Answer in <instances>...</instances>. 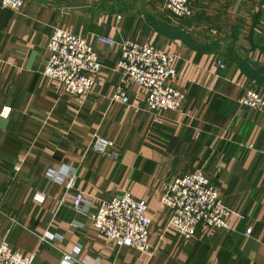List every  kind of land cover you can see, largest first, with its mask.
<instances>
[{
	"label": "crops",
	"instance_id": "1",
	"mask_svg": "<svg viewBox=\"0 0 264 264\" xmlns=\"http://www.w3.org/2000/svg\"><path fill=\"white\" fill-rule=\"evenodd\" d=\"M1 2L0 243L35 252L33 264H67L65 252H75L76 264H264V110L240 102L249 88L264 92L260 0H193L186 19L172 16L165 0H26L19 9ZM57 27L88 38L101 57L86 96L61 94L43 74ZM97 34L175 54L182 108L148 110L144 92L118 66L120 51ZM118 87L129 104L112 99ZM97 137L115 147L95 150ZM62 165L75 172L73 187L67 175L48 177ZM199 169L232 210L231 229L201 223L186 240L169 224L161 188ZM126 190L148 201L146 251L110 242L74 208L79 191L96 208Z\"/></svg>",
	"mask_w": 264,
	"mask_h": 264
},
{
	"label": "built area",
	"instance_id": "2",
	"mask_svg": "<svg viewBox=\"0 0 264 264\" xmlns=\"http://www.w3.org/2000/svg\"><path fill=\"white\" fill-rule=\"evenodd\" d=\"M25 1L2 0L1 4L19 9L24 6ZM95 1L74 0L77 5L92 4ZM260 1L264 5V0ZM164 8L176 19L190 18L194 14L193 0H165ZM211 32L214 33L215 30ZM95 39L120 51L118 66L125 79L135 84L140 92H144L148 110L155 114L182 108L186 94L172 83L176 73L175 54L155 44L129 37L117 40L112 36L97 34ZM48 49L49 56L43 74L58 82L61 94L88 95L103 66L95 46L88 38L57 27L50 36ZM218 65L222 68L225 66L222 59H218ZM112 99L124 104L131 102L129 92L123 87L117 88ZM240 102L251 108L264 110V92L249 88ZM113 147L115 143L111 139L97 137L95 140L94 149L101 153H109ZM63 167L65 165L49 168L47 175L51 179L67 175L66 184L73 187L75 172L64 173ZM161 190V201L170 210L169 224L186 240L197 233L201 223L209 228L231 229L229 218L232 210L225 205L219 188L204 169L177 176L173 181L164 183ZM73 204L110 242L139 251L148 250L152 220L147 214L146 199L136 198L126 190L94 208L93 200L79 191L73 196ZM247 231L250 232L251 229ZM43 239L46 240L45 237ZM35 256V252L23 253L6 241L0 243V264H33ZM76 260L75 252H65L63 255L64 263L76 264Z\"/></svg>",
	"mask_w": 264,
	"mask_h": 264
}]
</instances>
